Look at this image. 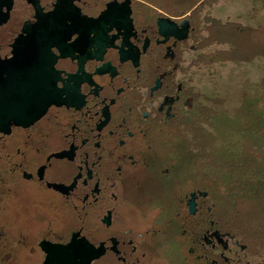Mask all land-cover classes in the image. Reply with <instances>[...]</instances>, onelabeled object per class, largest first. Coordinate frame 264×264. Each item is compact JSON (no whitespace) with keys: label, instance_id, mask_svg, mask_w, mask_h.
Masks as SVG:
<instances>
[{"label":"flooded vegetation","instance_id":"1","mask_svg":"<svg viewBox=\"0 0 264 264\" xmlns=\"http://www.w3.org/2000/svg\"><path fill=\"white\" fill-rule=\"evenodd\" d=\"M205 2L0 0V264H264L185 140Z\"/></svg>","mask_w":264,"mask_h":264},{"label":"rangeland","instance_id":"2","mask_svg":"<svg viewBox=\"0 0 264 264\" xmlns=\"http://www.w3.org/2000/svg\"><path fill=\"white\" fill-rule=\"evenodd\" d=\"M233 2L206 0L205 4H210L207 8L202 5L201 14L204 16L207 9L216 12L217 18L224 12L233 14ZM252 2L258 4L259 0ZM238 23L243 33L217 27V22L206 16L201 20L200 41L194 53L200 55L196 81L202 91L201 110L184 132L185 140L199 149L200 163L215 166L217 194L223 197L220 209L240 227L264 231V140L258 146L248 127L239 132L236 126L245 98L263 90V70H259L260 83L248 75L257 73L258 64L264 68V35L251 31L246 22ZM250 60L253 66L246 62Z\"/></svg>","mask_w":264,"mask_h":264},{"label":"trees","instance_id":"3","mask_svg":"<svg viewBox=\"0 0 264 264\" xmlns=\"http://www.w3.org/2000/svg\"><path fill=\"white\" fill-rule=\"evenodd\" d=\"M227 1L229 0H225V4L227 3ZM210 3H206L205 5L203 4L202 5L205 6V8H207V5H209ZM233 3L234 4H233L232 11H233L234 17L232 16V19H231V15L233 14H230V13L228 14L227 12H224V15L221 18H217L215 17L217 13L214 12L215 13L214 15V13L211 12V10L209 9L204 11L205 15L203 16L202 15L203 13L201 14V8H200V20H202V18L206 16L210 18V21H216L218 24L217 27L224 28V30L225 29L227 30L228 28L231 27V29H236L238 32L240 31L241 33H243L242 26L240 25V23H238V21H243V22L248 23L247 26L251 28L250 29L251 31H253L254 33L261 32L264 35V0H259L258 4L253 3L252 0H235V2ZM226 6H229V5H226ZM261 56L263 57L264 55H261ZM246 62L249 63L248 65L251 64L253 66L252 60L246 61ZM244 66L246 67V65ZM257 68H258L256 69L257 73L253 76L248 75L250 76V78L248 77V79H251L253 81L255 80V82L258 81L260 83L261 81L260 71L263 70L262 81H261L262 82L261 87H263V90H260V92L257 90L251 93L249 97L247 96L245 98L246 103H245L244 109L242 108V111L238 115L236 126H238L239 132H243L242 128L248 127L247 129L248 134L252 135V139L254 140V142L258 143V146H259L260 141L264 140V85H263L264 84V68L262 66V69H261L260 64L257 65ZM248 85H251V83ZM261 159H263L264 161V155L262 154H261Z\"/></svg>","mask_w":264,"mask_h":264},{"label":"water","instance_id":"4","mask_svg":"<svg viewBox=\"0 0 264 264\" xmlns=\"http://www.w3.org/2000/svg\"><path fill=\"white\" fill-rule=\"evenodd\" d=\"M73 249L75 250V247H73ZM95 250L93 248V245H89V249H87V251H85V253H89L87 257H85V259H93L95 257Z\"/></svg>","mask_w":264,"mask_h":264}]
</instances>
